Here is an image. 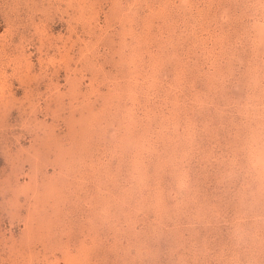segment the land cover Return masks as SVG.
<instances>
[{
  "label": "rangeland",
  "instance_id": "374dc122",
  "mask_svg": "<svg viewBox=\"0 0 264 264\" xmlns=\"http://www.w3.org/2000/svg\"><path fill=\"white\" fill-rule=\"evenodd\" d=\"M0 264H264V0H0Z\"/></svg>",
  "mask_w": 264,
  "mask_h": 264
}]
</instances>
